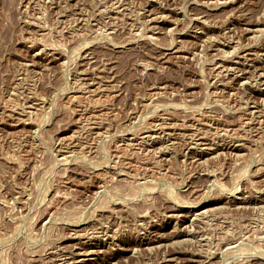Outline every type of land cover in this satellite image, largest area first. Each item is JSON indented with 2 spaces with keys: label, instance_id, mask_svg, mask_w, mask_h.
Wrapping results in <instances>:
<instances>
[{
  "label": "rangeland",
  "instance_id": "rangeland-1",
  "mask_svg": "<svg viewBox=\"0 0 264 264\" xmlns=\"http://www.w3.org/2000/svg\"><path fill=\"white\" fill-rule=\"evenodd\" d=\"M0 264H264V0H0Z\"/></svg>",
  "mask_w": 264,
  "mask_h": 264
},
{
  "label": "bare ground",
  "instance_id": "bare-ground-1",
  "mask_svg": "<svg viewBox=\"0 0 264 264\" xmlns=\"http://www.w3.org/2000/svg\"><path fill=\"white\" fill-rule=\"evenodd\" d=\"M199 144V143H198Z\"/></svg>",
  "mask_w": 264,
  "mask_h": 264
}]
</instances>
